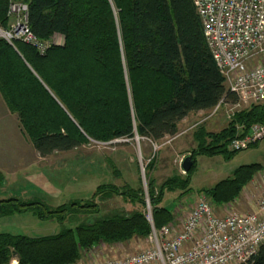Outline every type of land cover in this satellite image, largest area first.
Here are the masks:
<instances>
[{
  "label": "trees",
  "instance_id": "16d2710c",
  "mask_svg": "<svg viewBox=\"0 0 264 264\" xmlns=\"http://www.w3.org/2000/svg\"><path fill=\"white\" fill-rule=\"evenodd\" d=\"M8 8L9 0H0L3 29L9 27ZM29 25L40 40L60 35L63 43L41 53L0 37V95L18 114L41 157L76 149L88 138L111 142L139 135L160 142L175 136L178 123L191 112L211 110L221 101L238 102L211 54L192 0H30ZM255 124H264V103L235 112L221 131L208 132L201 125L194 132L197 146L186 176L165 178L158 191L155 179L149 181L156 228L173 220L174 212L162 205L165 193L188 192L197 157L228 158L236 152L229 150V142ZM262 169L260 162L241 165L204 193L216 205L229 204ZM4 183L0 170V188ZM115 196L137 208L101 216L99 201ZM145 206L143 188L128 183L100 184L89 199L57 207L42 200L0 198V217L31 212L63 226L45 236L0 232V264H77L84 250L100 242L145 239L151 232ZM68 221L75 227H64ZM249 264H264V243Z\"/></svg>",
  "mask_w": 264,
  "mask_h": 264
},
{
  "label": "rangeland",
  "instance_id": "374dc122",
  "mask_svg": "<svg viewBox=\"0 0 264 264\" xmlns=\"http://www.w3.org/2000/svg\"><path fill=\"white\" fill-rule=\"evenodd\" d=\"M50 40L63 42V37L57 35ZM257 62H264V57L254 60L253 65ZM216 108L196 114L189 123H186L193 124L192 126H180L177 137H167L157 144L140 139L138 135L132 139H116L111 142L88 138L76 149L41 157L22 127L18 114L9 109L0 95V170L5 176L4 186L0 188V198L16 196L23 200H42L51 207H57L72 200L89 199L97 186L103 183H115L120 187L128 183L134 187L141 186L144 192L148 193L151 178L155 179L158 191L165 178L175 173L186 176L187 173H183L182 170L181 159L190 153L183 156L184 152L180 150L185 148L191 152L197 146L196 143L194 147H186L193 132L201 125L208 131V123L215 120L216 112L221 111L225 120L230 121L235 112L243 109L221 103L213 114ZM238 131L241 132L242 129L239 127ZM184 140L187 141L183 142ZM179 142H183V145L176 146ZM254 145L241 151H234L235 153L228 158L224 155L198 156L188 192L182 193V190H177L165 193L162 205L174 212L173 220L167 224L183 222L200 194H204L212 201L204 190L232 176L239 166L255 162L264 163V136ZM156 146L159 147L157 150ZM164 148L167 150L164 159L166 168L160 163L161 151ZM150 164H153L151 171L148 170ZM263 170L244 186L234 201L223 206L212 201L216 213L224 215L229 212H252L254 201L262 187L260 172ZM117 172L120 175H116ZM99 202L101 216L115 209L131 212L137 208L119 196ZM142 210L146 212L147 206ZM75 225V222L68 221L64 227L74 228ZM62 227L55 220H41L31 212L0 217V232L45 236L58 233ZM149 245V236L121 243L100 242L91 249L84 250L82 259L77 264H96L124 253L141 251Z\"/></svg>",
  "mask_w": 264,
  "mask_h": 264
},
{
  "label": "built area",
  "instance_id": "2783aa9c",
  "mask_svg": "<svg viewBox=\"0 0 264 264\" xmlns=\"http://www.w3.org/2000/svg\"><path fill=\"white\" fill-rule=\"evenodd\" d=\"M29 1L9 0V27H0V37L11 44L17 40L30 44L41 53L51 44H62L59 40L42 41L32 32ZM192 1L227 88L238 96V102L233 105L247 108L252 103H264V62L253 65L254 60L264 57V0ZM221 103L224 102L216 107ZM263 136L264 124H255L245 135L233 138L228 147L241 151ZM260 177L262 187L252 212L219 215L214 203L200 194L183 222L159 229L153 223L150 200L145 192V214L151 224L149 247L96 264H249L264 243V170ZM16 263L13 260L11 264Z\"/></svg>",
  "mask_w": 264,
  "mask_h": 264
},
{
  "label": "crops",
  "instance_id": "0c3cea01",
  "mask_svg": "<svg viewBox=\"0 0 264 264\" xmlns=\"http://www.w3.org/2000/svg\"><path fill=\"white\" fill-rule=\"evenodd\" d=\"M224 104H229V103H225L224 102ZM233 105V104H232ZM202 112H206V111H198V112H191L186 118H184L183 120H181L179 123H178V128L180 127V126H185V127H190V126H192L193 124H191V125H188V124H186V123H189L190 121H191V119L194 117V116H196V114H199V113H202ZM213 114H214V112H212ZM221 113V114H220ZM216 114L217 115H215V120L213 119V121H211V122H209L208 123V127H209V129H208V131H210V132H218V131H221L223 128H225L227 125H228V122H230V121H228V120H225V118H224V113H222L221 111H219V112H216ZM224 119V120H223ZM192 138H190L189 139V142L187 143V145H186V147L188 146H191V147H194V145L196 144V140H195V135H194V132H193V134H192V136H191ZM185 141H187V140H184L183 142H185ZM183 142H179V143H177L178 145H176V146H179V145H183ZM180 151H182V152H184L183 153V156H184V154L186 155V154H188V153H190L187 149H182V150H180ZM166 153H167V150H165V148L161 151V155H160V163H161V165H163L164 164V168H166L167 166H166V164H165V155H166ZM167 156V155H166ZM160 169V168H159ZM223 206V205H222Z\"/></svg>",
  "mask_w": 264,
  "mask_h": 264
},
{
  "label": "water",
  "instance_id": "95a60500",
  "mask_svg": "<svg viewBox=\"0 0 264 264\" xmlns=\"http://www.w3.org/2000/svg\"><path fill=\"white\" fill-rule=\"evenodd\" d=\"M193 165V158L191 155H187L182 163V168L184 169L185 172H188Z\"/></svg>",
  "mask_w": 264,
  "mask_h": 264
},
{
  "label": "bare ground",
  "instance_id": "6f19581e",
  "mask_svg": "<svg viewBox=\"0 0 264 264\" xmlns=\"http://www.w3.org/2000/svg\"><path fill=\"white\" fill-rule=\"evenodd\" d=\"M139 136V135H138Z\"/></svg>",
  "mask_w": 264,
  "mask_h": 264
}]
</instances>
